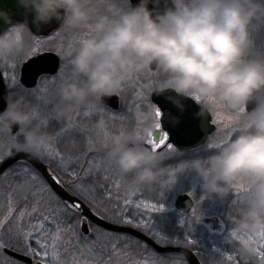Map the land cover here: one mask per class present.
Wrapping results in <instances>:
<instances>
[{
	"label": "clouds",
	"instance_id": "obj_1",
	"mask_svg": "<svg viewBox=\"0 0 264 264\" xmlns=\"http://www.w3.org/2000/svg\"><path fill=\"white\" fill-rule=\"evenodd\" d=\"M18 4L32 14L38 29L56 21L58 32L90 33L76 45L66 71L58 73L51 85L55 121L68 122L81 110L120 96L137 75L153 82L156 95L173 93L167 99L180 113L185 100L197 102V117L214 113L217 105L232 112L244 110L246 130L209 159L202 172L204 188L223 199L234 194L233 185L245 182L251 195L233 232L249 236L264 231V51H253L254 29L264 28V0H139L135 5L132 0H18ZM0 21L8 25L0 34V71H18L35 54L34 36L27 22L13 21L6 11L0 10ZM250 104L255 107L248 112ZM169 121L180 123L179 117L169 116ZM0 134L15 137L7 152L11 155L51 158L48 135L32 108L20 100H12L0 113ZM99 152L107 168L136 192L154 189L169 175L164 154L134 135L102 145ZM257 249L252 244L238 252L248 260Z\"/></svg>",
	"mask_w": 264,
	"mask_h": 264
},
{
	"label": "snow or ice",
	"instance_id": "obj_2",
	"mask_svg": "<svg viewBox=\"0 0 264 264\" xmlns=\"http://www.w3.org/2000/svg\"><path fill=\"white\" fill-rule=\"evenodd\" d=\"M89 34L88 31H84L73 36L66 44L61 43L58 46V55L65 60L70 59L76 45L86 40ZM60 38L61 34L57 33L51 42L55 43ZM33 51H40L39 41L36 42ZM5 77L7 78V72ZM145 79L146 76L137 75L129 82L134 93V131L129 133L121 130L112 134L104 118L109 110L98 108L91 127L82 126L78 115L75 121L70 120L67 126H62L59 133L54 136L48 135L47 138L48 150L51 153L49 167L53 170V179H56V183H60L56 178L57 173L68 177L74 192H79L97 208L102 219L115 223L114 218L119 217L121 224L132 225L150 235L151 213L160 212L162 208L157 203L137 196L131 187L121 194L120 182L108 174L104 167V158L97 155L100 146L122 141L129 135H134L153 151L175 153V148L170 143L169 116L149 99L148 94L154 91V85L142 83L141 81ZM15 80L13 74L12 81ZM51 83L55 84V79H52ZM34 95L37 103L31 108L43 127L49 120L45 109L52 100L53 89L42 83ZM92 107L86 108L88 110L83 113L85 118L92 115ZM226 109L224 105H217L213 113L217 134L209 142L208 147L216 152L230 142L234 133L242 132L247 127L244 110L228 112ZM110 118L113 121L126 119L123 114H111ZM14 139L15 137L10 135L0 134V146L10 147ZM62 144L70 146L80 144V155L75 159L71 155H65L60 147ZM7 155L11 156V153ZM2 159L0 157V163ZM209 162L208 160L205 166L200 163L195 166L204 172ZM182 168L183 166L169 172L165 188L175 182L177 173ZM233 187L238 201L244 203L250 197L251 189L243 181ZM241 193L244 194L243 197ZM0 197L4 201L3 205H0V255L5 257L0 264H12L13 258L6 255L5 249L32 257L34 264H163L161 258L159 261L150 259L146 246L141 247L139 241L133 242L131 238L121 237L119 234L110 235L103 229L91 225L88 228L89 234L85 235L81 231V226L85 224L86 218L82 210L76 211L80 209V205L75 201L71 204L60 201L46 180L30 165L21 164L18 168L3 173ZM130 206L137 210L135 213L137 216L141 215L139 210L143 209L147 218L133 224V221L127 218ZM198 207L199 204L192 211L195 219L198 218ZM231 237L234 242L238 241L240 246L258 245L254 257L255 264H264V231L249 236L232 232ZM151 256L155 257L156 254L152 253ZM223 264H241V261L238 256L227 255Z\"/></svg>",
	"mask_w": 264,
	"mask_h": 264
},
{
	"label": "rangeland",
	"instance_id": "obj_3",
	"mask_svg": "<svg viewBox=\"0 0 264 264\" xmlns=\"http://www.w3.org/2000/svg\"><path fill=\"white\" fill-rule=\"evenodd\" d=\"M57 33H60L61 34V38H60V40H57L55 43H52L51 42L52 41V38L55 37ZM75 35H73V34H65V33H61V32H58L57 31V32H55L54 34H52L48 38L38 39L37 37L34 36L33 39H34L35 43L37 41L40 42V51L39 52L45 51L46 49H48V50L49 49H52V50H54L55 52L58 53V51H59L58 46L61 43L66 44ZM254 39L256 41V48L253 51L254 52L255 51H264V28L254 29ZM34 53L36 54L37 52H34ZM65 62H66V64L62 68V70L60 72L61 74H63L66 71L67 60H65ZM5 71L7 72V79L9 81V83L11 85H14L17 82V74H16V71L17 70H8V71L5 70ZM13 74H15V77H16V80L14 82L12 81ZM54 79H56V77ZM51 81H52V79L50 81H46V82H43V83H45L46 86L49 89H52V87H51V85H52ZM141 82L144 83L145 85H153V82L148 77H146V79L143 80V81H141ZM133 83H134V81H133ZM153 93H154V91H152V92H150L148 94L150 100H151V95ZM119 97L121 99V103H122V106H123V110H121L120 112H117V113L114 112L113 114H118V115L119 114H123L126 117V119L113 121L110 118L111 113H106L105 114V116H107L105 118V120L107 121V127H108L109 131L112 134H116V133H118L121 130L126 131V132H129V133L132 132V131H134L133 123H134V120H135V109H134V105H133L134 93H133L132 87L128 84L126 90ZM146 106L147 105H145V107ZM45 110H46L47 115L49 116V120H48V123L46 125H44L42 128H43L44 132L47 135L54 136L56 133H59V130H58V127H56L57 121H55V119L52 118V116H51V113H52L51 103H49L46 106V109ZM85 111L86 110L83 109L80 112L74 114V116H73V118L71 120L72 121H75L76 120V117L79 115L80 120H81V118H84L85 120H87V122H92L91 120H89L88 118H85L83 116V113ZM225 111L232 112V111H230L228 109H226ZM211 115H212V118L214 119L213 113H211ZM80 120H79V123H80ZM68 123H69V121L68 122H64V126H67ZM80 124L82 126H85V121H82ZM52 126H54V127H52ZM57 126H59V124ZM216 134H217V128H216L215 132L209 137L208 141L202 147H200L198 149H193V150H189V151H180V150H178L177 148L174 147L175 148V153L162 152L164 154V157H165V159L163 161V164H164L165 167L168 168L169 172L172 171V170H175V169H179V168H181V166H183L182 170L177 173L175 182L171 186H168L166 188L164 187V184L167 181V179L169 178V175L166 176L161 181V183L158 184L154 189H152V190H145L143 192H136L128 184V182L122 181L121 178L114 171L109 170L107 168V165H106V162L105 161H104V167L107 169L108 174L110 176H112L113 179H115L116 181L120 182V184H121V187H120L121 194H123L124 191L127 188L131 187L136 192V195L137 196L142 197V198H144V199H146V200H148L150 202L157 203V205L162 208V211H165L166 209H169V208L164 207V206H160L158 204V202H156L154 199H156L157 201H159L162 198L163 195H166V194L168 195V193H169V191L171 189L173 191V194L171 195V201H172L171 203H173V201L175 200V198L178 195L184 194V193L189 194L190 196H192L195 199L205 200L207 203L211 202L212 204L214 203L216 205H222L223 204V206L228 205V202H226V200L228 198L234 197L235 198V201H234L233 205H235V207H238L239 206V207H241L240 209L243 210L244 207H245V204L242 203V202H240V201H238V198L236 196V190L235 189H234V194H230L226 198H223V200L220 197H218V196L209 195L206 192V189L204 188L205 180H204V176L202 174V171H201L200 168H198V167L195 166L197 163H200L202 166L207 165L208 160L216 153L215 150L210 149L208 147L209 142L213 139V137L216 136ZM235 134H237V133H234L232 137H234ZM20 139L22 140L23 137H20ZM10 147H2V146H0V157L3 158L2 159V162L8 157L7 152L10 149ZM60 147L63 150V152H64L65 155H71L74 159L79 156L78 154H73V150L70 149L72 146H70V147L60 146ZM99 148H98V151H99ZM97 155L103 157L100 152H97ZM19 166L20 165H17V166H14V167L10 168V169H15V168H18ZM60 176L63 179H67V181L69 180V178L66 177V176H64V175H61L60 174ZM2 181H3V176H1V178H0V183H2ZM243 183H245V182H243ZM71 189L74 192L73 186L71 187ZM74 193L76 195L80 196L86 203H88L92 208H94V210L96 212H98L97 211V208L93 207L89 203L88 200H86V199H84L82 197V195L79 192H74ZM243 195L244 194L241 193V197H243ZM3 203H4L3 198L0 197V205H3ZM107 203L108 202L106 201V204ZM121 203H122V201H121ZM54 206H55V202H53V207ZM198 209H200V207ZM198 209H197V211H198ZM139 211H140L141 215L140 216H137V215H135V213L137 212V210L134 207H131V206L129 207V213L130 214L127 216V218L128 219H131L133 221V224L137 223L140 219H146L147 218L146 214H144V212H143V209H141ZM162 211L157 212V213H151V215H152V231H151L150 235L154 236V238L158 239L162 243H173L174 240L169 239V236L165 235L164 232H162V231H155L154 226L155 227L157 226V228H159L160 227V224L163 223L162 219L157 218L158 215ZM205 217H211V216H208V215H202V216H200V221H199V223L201 222L200 225H202L203 227H205L206 230L207 229L209 230L210 233L209 234L207 233L208 235H210L211 237L212 236L213 237L215 236V241H213L214 246H211L210 249H209V254H210L211 257H213L214 259H217L219 261L218 263L223 264L224 259H225V256H227V255H234V256H238L239 257V259L241 261V264H255V259L254 258H250L248 260H245L239 254L238 249H235L236 246H238V248L241 247L240 244H239V242L238 241H235L234 242L232 240V237H231V234H232L231 232H233V229L235 227V224H234V226H231L230 229H232V230L231 231H228V232H230V234H227V235L224 236V237H227L228 239L227 240L225 239L226 241H221L224 238L219 239L217 237L223 235L222 234V231H218V230L213 229V223H205V220H204ZM114 219L116 220L117 223L121 224L119 217H115ZM234 219H235L234 217H231V216L228 217V220H230L232 223H235L234 222ZM221 230H223V229H221ZM105 232H107V231H105ZM225 232L226 231H224V233ZM109 234L110 235H116V233L113 234V233H110V232H109ZM120 236L121 237L131 238V240L133 242L137 241L135 238L128 237L125 234H122ZM65 239H67V237H65ZM140 245H141V247H144V246H142L141 243H140ZM33 247H35V244L34 243H33ZM151 254H152L151 252H148V255H149L150 259H156L157 261H159V258H161L162 260H167V258H165V257H158L157 255L155 257H152ZM2 256H4V255H0V261L3 258ZM12 261L13 262H17V260H15V259H13Z\"/></svg>",
	"mask_w": 264,
	"mask_h": 264
},
{
	"label": "water",
	"instance_id": "obj_4",
	"mask_svg": "<svg viewBox=\"0 0 264 264\" xmlns=\"http://www.w3.org/2000/svg\"><path fill=\"white\" fill-rule=\"evenodd\" d=\"M139 3V0H132V4ZM0 10L6 11L11 14L13 21L24 23L27 22L31 32L39 37H46L55 32L59 27V23L53 21L48 25H41L38 29L35 24L32 23L33 16L26 9L22 8L18 4V0H0ZM8 28V25L3 21H0V34L4 33ZM60 65V59L57 54L53 52L42 53L23 64L22 67V83L26 86H33L37 80V76L43 73L54 74L57 73ZM5 83L0 73V113L6 109V101L4 100ZM173 95L168 92L164 95H151V101L168 116L179 117L180 123L173 125L169 121L170 127V143L178 150L188 151L196 149L205 144L209 136L215 131L216 126L212 123V115L208 114L205 117H197L196 113L200 111L199 105L194 100H185V111L183 113L178 112L173 104L169 102L167 96ZM117 108L119 104V97L114 96L111 98H105V102ZM255 107L254 104H250L247 108L248 112H251ZM18 128L13 129V133H17ZM19 162H25L33 166L41 176L46 180L49 187L60 197L63 201L71 202L75 201L80 205L78 212L82 210L83 216L86 218L85 224L81 226V231L88 235L89 222L113 232H123L132 235L151 246L156 252L161 254L178 253L186 257L189 264H201L195 254L184 247L180 246H161L157 244L152 238L144 233L137 231L136 229L120 226L110 221L102 219L94 213V211L79 197L70 194L61 183H56V179H53V173L49 170L47 165L42 161L32 159L23 153H19L10 157L0 163V176L9 170L13 165ZM193 206L192 199L184 194L180 195L176 200V207L183 212H189ZM5 253L25 264H33V259L18 252L5 249Z\"/></svg>",
	"mask_w": 264,
	"mask_h": 264
},
{
	"label": "flooded vegetation",
	"instance_id": "obj_5",
	"mask_svg": "<svg viewBox=\"0 0 264 264\" xmlns=\"http://www.w3.org/2000/svg\"><path fill=\"white\" fill-rule=\"evenodd\" d=\"M50 36L37 37V38L38 39H44V38H48ZM45 52H53V53L58 55V53L55 52L54 50L46 49L45 51L37 52L33 56L27 58L24 62H22V65L19 68V70L16 71L17 82L14 85H11L9 83L8 79L5 77L6 71L5 70L0 71V73L3 77L4 83H5V91H4L3 97H4V100L6 101V108L9 106V102H11L12 100H20L22 103H26L30 107L35 105L37 101H36L35 95L33 93L36 91L38 86H40L43 82L50 81L51 79H54L55 77H57V74L61 72V70H62L63 66L66 64V62H65V59L63 57L58 55V57L60 59V65H59L57 73L39 74L37 76V80L33 86H26L22 83V67H23V64L26 61L30 60L31 58H34V57L38 56L39 54H42ZM98 108L107 109V110H109L108 113H111V114H113L114 112L117 113V112H120L121 110H123L121 99L119 97V104H118V107L116 109L107 103H103V104H99V105H93V107L91 108L92 115L88 117V119L91 120L92 122H87V120H85L84 118H81L80 123L82 121H85V127H91L93 125L94 120H95V114H96V110ZM85 110H88V109H85ZM106 117L107 116H105L104 118H106ZM56 124L57 125L59 124V126L56 125V127H58V130L60 132L61 127L64 126V122H58L57 121ZM54 126H52V127H54ZM61 146L70 147V145H66V144H62ZM70 149L73 150V154L80 155L81 145L77 144L76 146H72ZM97 152H99V151H97ZM14 155H16V154L13 153L11 156H8L6 159L13 157ZM50 159L42 161V162L45 165H47L49 170L53 173V170L49 167V160ZM21 164L30 165V164L25 163V162H19V163L15 164V166L21 165ZM31 167L33 168V166H31ZM56 178L60 180V183L67 189V191L69 193L76 195L71 189L72 186L69 184V182H68L69 180L67 181V179H63L60 176V174H58V173L56 174ZM76 196H78V195H76ZM191 198L193 199L194 204H193L192 210L187 214L181 212L180 210H177V208L175 207V200L173 201V203H171L172 201H171L170 195H167V194L163 195L159 201L154 199L156 202H158V204L160 206H164V207L169 208V209H166L165 211H162L158 215L157 218L162 219L163 223L160 224L159 228H157V226L156 227L154 226L155 231H162L165 233V235L169 236V239L174 240L173 243H165L164 245L181 246V247H185V248L191 250L195 254V256L198 258V260L201 264H220V263H218L219 261L217 259H214L209 254L210 247L214 246L213 241H215V236L211 237L210 235H208L206 232V228L203 227L202 225H200L201 224V222L199 223L200 216H202V215L211 216V217H205V219H204L205 223H207L208 220H213L215 218L217 220H219L221 225L216 226L214 229H216L218 231H222L223 235L219 236L217 238H219V239L224 238L221 241H226L228 238L224 237V236L227 234H230V232H228V231H231L232 230V229H230L231 226H234V224H235V223H232L230 220H228V217H230V216L234 217L235 218L234 222L236 220H238L240 218V213L242 211L240 209L241 207H239V206L235 207V205H233V203L235 201L234 197L228 198L226 200V202H228V205H225V206H223V204L222 205H216L214 203L212 204L211 202L207 203L205 200L195 199L192 196H191ZM197 204H199V207H200V209H198L199 207L197 208L198 209L197 215L200 214L199 220L193 218V216H192V211L197 206ZM92 209L94 210V208H92ZM97 214L101 217V215L99 213H97ZM225 227H227L228 230H226ZM134 228L137 229L136 227H134ZM221 229H223V230H221ZM224 229L226 231L225 233H224ZM137 230L146 234V232L143 230H140V229H137ZM149 236L154 238V236H152V235H149ZM154 239L156 240V238H154ZM235 249H238V246H236ZM158 257H165V258H167V260H173L176 262V264H189L187 259L180 254H169V255H162V256H158Z\"/></svg>",
	"mask_w": 264,
	"mask_h": 264
},
{
	"label": "trees",
	"instance_id": "obj_6",
	"mask_svg": "<svg viewBox=\"0 0 264 264\" xmlns=\"http://www.w3.org/2000/svg\"><path fill=\"white\" fill-rule=\"evenodd\" d=\"M205 158H206V157H205ZM0 178H1V177H0ZM171 192H172V193H171ZM172 194H173V191H172V189H171V190L169 191L168 195L171 196ZM160 242H161V241H160ZM160 242H159V243H160ZM161 243H162V242H161ZM146 248H147L148 252H152V253H154V252L151 250V248H149L148 246H146ZM2 257H3V258L1 259V261L4 260V258H5L4 256H2ZM12 264H21V263H19V262H13V261H12Z\"/></svg>",
	"mask_w": 264,
	"mask_h": 264
},
{
	"label": "bare ground",
	"instance_id": "obj_7",
	"mask_svg": "<svg viewBox=\"0 0 264 264\" xmlns=\"http://www.w3.org/2000/svg\"><path fill=\"white\" fill-rule=\"evenodd\" d=\"M37 173H39L36 169H34ZM40 174V173H39ZM40 176H41V174H40ZM42 177V176H41ZM43 178V177H42ZM120 226H124V227H132L131 225H120ZM123 232H116V234H119V235H121ZM125 235H128V234H126V233H124Z\"/></svg>",
	"mask_w": 264,
	"mask_h": 264
}]
</instances>
